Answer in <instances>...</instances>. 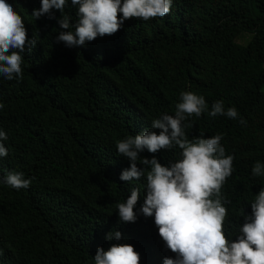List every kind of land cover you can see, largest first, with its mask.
<instances>
[{"label":"trees","instance_id":"trees-1","mask_svg":"<svg viewBox=\"0 0 264 264\" xmlns=\"http://www.w3.org/2000/svg\"><path fill=\"white\" fill-rule=\"evenodd\" d=\"M6 2L37 44L22 54V78L0 75V130L7 134L0 142L8 150L0 157V264H95L97 249L116 243L105 239L113 231L134 246L140 264L175 259L154 216L140 211L146 177L120 179L130 161L116 144L174 116L182 91L203 96L208 112L216 101L238 111L236 119L193 115L185 134L190 141L201 133L223 137L226 155L234 156L221 188L231 201L226 218L252 215L264 188V176L252 174L257 161L264 164V0H172L165 17L128 19L116 34L74 48L56 42V19L32 15L42 0ZM77 10L67 0L73 24ZM244 34L249 39L237 44ZM181 152L176 146L140 157L167 166ZM8 172L32 183L14 189L3 183ZM133 187L140 190L137 221L120 222L116 205Z\"/></svg>","mask_w":264,"mask_h":264},{"label":"clouds","instance_id":"clouds-1","mask_svg":"<svg viewBox=\"0 0 264 264\" xmlns=\"http://www.w3.org/2000/svg\"><path fill=\"white\" fill-rule=\"evenodd\" d=\"M66 3L67 0H42L41 8L33 9L32 15L37 20L43 16L56 19L61 29L56 42L68 48L112 36L128 19L165 17L172 7V0H71L78 9L73 24L71 17L64 14ZM53 9L60 11V18ZM36 44L35 35L28 39L24 21L13 5L0 0V75L9 81L22 78V54L31 52ZM205 112L208 105L203 96L182 91L174 116L164 114L152 121L151 130L118 141V153L130 161L120 179L132 182L146 177L140 211L145 217L154 216L159 236L176 254L175 259L164 258L163 264H264V188L255 195L251 216H238L235 223L228 222L224 205L231 201L221 194V188L232 175L234 156L226 155L219 134L205 138L201 133L191 141L185 134V128L192 125L184 122ZM208 115L236 119L238 111L234 107L225 111L223 101H216ZM240 123L246 121L241 119ZM156 130H160L159 134ZM3 140H7V134L0 130V141ZM176 146L182 150L181 158L167 166L155 156L140 157L145 150L155 154ZM7 155V148L0 142V157ZM252 174L264 176V164L257 161ZM3 183L19 190L27 189L32 180L23 173L8 172ZM139 198V188L133 187L127 200L116 205L120 222L137 221L134 209ZM105 239L116 243L107 250L98 248L95 264H140L141 257L134 246L119 243L121 232H110Z\"/></svg>","mask_w":264,"mask_h":264},{"label":"rangeland","instance_id":"rangeland-1","mask_svg":"<svg viewBox=\"0 0 264 264\" xmlns=\"http://www.w3.org/2000/svg\"><path fill=\"white\" fill-rule=\"evenodd\" d=\"M249 39V36L247 34H244L241 38L238 37L235 39V42L238 44H245L246 41ZM260 63L264 64V58H260Z\"/></svg>","mask_w":264,"mask_h":264}]
</instances>
